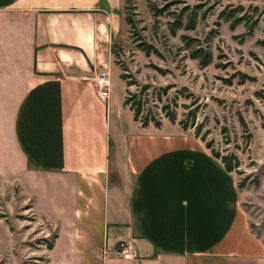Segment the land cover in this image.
Wrapping results in <instances>:
<instances>
[{
  "label": "crops",
  "instance_id": "0c3cea01",
  "mask_svg": "<svg viewBox=\"0 0 264 264\" xmlns=\"http://www.w3.org/2000/svg\"><path fill=\"white\" fill-rule=\"evenodd\" d=\"M122 2L0 0L5 168L55 229L50 260L264 264L236 176L197 137L167 121L142 126L124 105L113 58Z\"/></svg>",
  "mask_w": 264,
  "mask_h": 264
},
{
  "label": "rangeland",
  "instance_id": "374dc122",
  "mask_svg": "<svg viewBox=\"0 0 264 264\" xmlns=\"http://www.w3.org/2000/svg\"><path fill=\"white\" fill-rule=\"evenodd\" d=\"M122 1L125 27L113 58L126 76L124 99L160 121L170 122L165 114L174 113L173 124L181 128L182 120L188 124L183 130L238 160L231 172L240 209L264 243V0ZM208 55L209 63L201 65ZM115 82L122 93L123 85ZM6 151L4 134L0 264H61L50 260L47 247L55 229L38 217L21 180L8 175Z\"/></svg>",
  "mask_w": 264,
  "mask_h": 264
},
{
  "label": "trees",
  "instance_id": "16d2710c",
  "mask_svg": "<svg viewBox=\"0 0 264 264\" xmlns=\"http://www.w3.org/2000/svg\"><path fill=\"white\" fill-rule=\"evenodd\" d=\"M256 8H257V6H255V9ZM238 19H240V18H238ZM178 21H179L178 25L180 26L181 22H180V20H178ZM193 26H194V22L190 23L189 27L191 28ZM252 28H253V26L249 27L250 31H252ZM209 61H210V55H208L205 58V60L202 61L201 65H206L207 63H209ZM120 78L125 79L126 78L125 74L124 73L120 74ZM123 103H124V105H128L129 109L133 113L134 120L139 121L142 126H147L149 123H152L153 125H155L157 127H159L161 125V121L159 119H155V118L149 117L147 115H141L142 108H141L140 104H136L134 102H131V100L129 98H125ZM165 115L170 122H172V123L175 122L176 116L174 113H166ZM179 125L181 126L182 129H186L188 127V124H186L182 120H179ZM195 135L199 136L201 139H203V136H200L199 131L197 129L195 130ZM205 146L210 150L211 154L214 157L218 158L222 162L224 168L227 171L231 172L236 167L239 166V162L234 156H232V155H219L218 152L213 151L211 149L210 144L206 143ZM52 246H53V243H48V245H47L48 248H52Z\"/></svg>",
  "mask_w": 264,
  "mask_h": 264
},
{
  "label": "built area",
  "instance_id": "2783aa9c",
  "mask_svg": "<svg viewBox=\"0 0 264 264\" xmlns=\"http://www.w3.org/2000/svg\"><path fill=\"white\" fill-rule=\"evenodd\" d=\"M96 84L98 86V91L105 93L108 91V87H109V81H108V74L106 73H101V75H98L95 79ZM117 250L123 254V255H127L130 251V246L127 242L125 241H120L118 242L117 245Z\"/></svg>",
  "mask_w": 264,
  "mask_h": 264
}]
</instances>
